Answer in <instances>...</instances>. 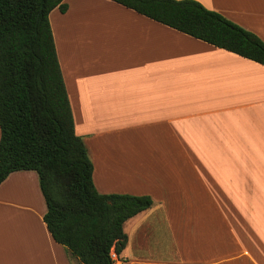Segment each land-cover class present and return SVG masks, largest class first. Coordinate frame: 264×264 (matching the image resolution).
I'll return each instance as SVG.
<instances>
[{"label":"crops","instance_id":"0c3cea01","mask_svg":"<svg viewBox=\"0 0 264 264\" xmlns=\"http://www.w3.org/2000/svg\"><path fill=\"white\" fill-rule=\"evenodd\" d=\"M197 1L264 41V0ZM63 2L65 11L53 8L48 20L94 186L123 172L122 182H187V195L170 193L168 211L152 205L123 228L150 229L147 220L161 212L178 219L173 235L168 228L174 252L209 254L201 262L177 254L136 260L264 264V65L112 0ZM52 20H64L59 31ZM45 210L35 171H13L0 183V264H81L54 241ZM186 231L195 246L176 241ZM126 234L120 257L131 264Z\"/></svg>","mask_w":264,"mask_h":264},{"label":"trees","instance_id":"16d2710c","mask_svg":"<svg viewBox=\"0 0 264 264\" xmlns=\"http://www.w3.org/2000/svg\"><path fill=\"white\" fill-rule=\"evenodd\" d=\"M182 33L264 65V41L197 0H112ZM63 0H0V183L33 170L55 242L81 264H115L124 223L150 208L149 195L100 193L75 133L49 12ZM121 264V263H120Z\"/></svg>","mask_w":264,"mask_h":264},{"label":"rangeland","instance_id":"374dc122","mask_svg":"<svg viewBox=\"0 0 264 264\" xmlns=\"http://www.w3.org/2000/svg\"><path fill=\"white\" fill-rule=\"evenodd\" d=\"M64 22V20H52V23L55 27V30L58 31L61 29L60 24L61 22ZM50 23V21H49ZM51 27V26H50ZM52 31V28H51ZM53 35V34H52ZM59 62V61H58ZM157 143L159 141L157 140ZM166 146H171L172 140H165ZM155 146V145H154ZM124 173V172H123ZM122 173L119 179H117V175L113 177L117 182H95V186L98 191L99 189H103L106 192L103 193H127L132 195H141L140 193L149 195L152 200L153 204L156 208L164 207L166 208V211H168L169 206L173 204H168V197L172 193L173 195H181L184 194L187 195L188 193V183H181L179 189L178 184H180L177 180H174V182H122L121 179L124 178V174ZM262 179L264 177L262 176ZM120 180V181H119ZM193 180V179H192ZM177 181V182H175ZM177 183V184H176ZM188 209L190 208V203H188ZM151 210V209H150ZM148 210V211H150ZM165 210V209H164ZM150 226V229L148 227H137L135 230H132V228H129L128 225H125L124 231L128 232L129 234V242L132 244V249L128 250L127 253L130 258H133L134 260H131V264L140 263L144 264L141 259H137L136 257H143V259H147L150 261L157 262L158 260H164L168 261L169 259L175 258L176 254L178 255L179 259H185L189 261L192 259L196 262H201L203 259H208L209 254L205 251V248L203 249H186V250H180L179 252H174L172 245H173V231L176 232L175 227L178 224V219L164 217V215L161 212L157 211L147 220V223ZM182 226H187L188 221L183 220ZM168 228L171 230V234L169 233ZM147 229H149L147 231ZM146 231V233H144ZM147 232H149L147 234ZM193 239V235H190L188 231L184 232L181 236V238L178 240L177 236V242L180 244H185L187 246H195V245H189ZM143 247V249H141ZM176 248V247H175ZM231 248V247H230ZM230 248H228L230 250ZM227 249H225L226 251ZM112 256L114 258L115 264L118 261L125 264H128L127 261L128 258H124L123 256L117 258L113 253ZM138 261V262H137ZM161 262V261H160ZM235 263V262H233Z\"/></svg>","mask_w":264,"mask_h":264}]
</instances>
